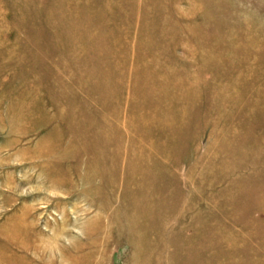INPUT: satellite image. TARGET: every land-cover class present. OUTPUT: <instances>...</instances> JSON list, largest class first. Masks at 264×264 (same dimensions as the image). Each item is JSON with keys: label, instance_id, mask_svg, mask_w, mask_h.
<instances>
[{"label": "rangeland", "instance_id": "1", "mask_svg": "<svg viewBox=\"0 0 264 264\" xmlns=\"http://www.w3.org/2000/svg\"><path fill=\"white\" fill-rule=\"evenodd\" d=\"M0 264H264V0H0Z\"/></svg>", "mask_w": 264, "mask_h": 264}]
</instances>
